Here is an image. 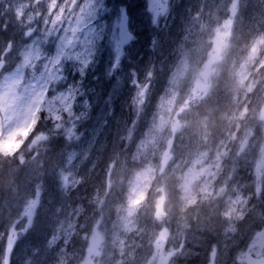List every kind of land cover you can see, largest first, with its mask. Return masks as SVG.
Instances as JSON below:
<instances>
[{"label": "rangeland", "instance_id": "374dc122", "mask_svg": "<svg viewBox=\"0 0 264 264\" xmlns=\"http://www.w3.org/2000/svg\"><path fill=\"white\" fill-rule=\"evenodd\" d=\"M48 5L49 0H0V19L11 21L22 37L14 70L0 77L2 152L15 133L30 127L29 115L41 98L46 100L43 115L53 121L54 130L64 134L72 127L40 43L49 32L63 35L69 15L66 12L64 20L53 25ZM166 7L169 12L160 27L136 23L143 35L149 30L146 36L177 27L180 38V57L142 134L134 144L130 122L123 116L129 109L123 113V106L120 112L113 107L110 115L94 109L76 124L72 135L66 132L74 137L71 147L61 153L53 181L41 186L32 178L39 172L45 137L31 139L20 153L28 152L21 165L31 160L26 172L19 184L7 189L0 206L3 261L10 252L11 264H130L137 249L144 251L141 236L148 234L153 247L139 264H173L177 254L189 251L188 244L196 249L202 242H214L202 264H244L245 254L264 253V211L243 219L257 203L264 210V0H170ZM132 63L139 79L135 93L129 89V108L148 67L141 61ZM122 86L120 77L116 96ZM46 89L49 94L43 96ZM208 100L215 101L213 108ZM200 106L215 127V138L198 113ZM112 141V148L126 141L121 157L115 149L114 154L104 153ZM131 144L134 150L129 155ZM234 155L229 171L227 158ZM110 162L119 163L121 178L111 183L103 178L113 170ZM19 169L8 171L11 180ZM236 173L247 179H238ZM148 189L154 195L140 197ZM213 197L219 211L209 218L210 241L202 237L198 219L188 223L185 212L196 202L209 205ZM14 208L18 213H11ZM96 213L102 225L94 221ZM41 215L44 228L51 232L41 253L33 257L18 243L32 216Z\"/></svg>", "mask_w": 264, "mask_h": 264}, {"label": "snow or ice", "instance_id": "6c2138e0", "mask_svg": "<svg viewBox=\"0 0 264 264\" xmlns=\"http://www.w3.org/2000/svg\"><path fill=\"white\" fill-rule=\"evenodd\" d=\"M169 2L135 0L130 4L129 0H49L48 15L52 17L53 25L62 22L66 12L69 15L63 35L54 36L49 32L40 41L58 81V99L63 114L72 125L65 129L69 135L94 109L111 114L117 100L116 86L120 75L124 76L128 87L136 88L137 71L132 58L137 37L141 34L136 23L160 27L161 19L168 15L166 5ZM4 30L7 31L6 25ZM152 43L155 45L154 40ZM47 67L46 64L45 69ZM0 264H11L10 258Z\"/></svg>", "mask_w": 264, "mask_h": 264}, {"label": "trees", "instance_id": "16d2710c", "mask_svg": "<svg viewBox=\"0 0 264 264\" xmlns=\"http://www.w3.org/2000/svg\"><path fill=\"white\" fill-rule=\"evenodd\" d=\"M133 1L134 0H129V3L131 4V2ZM4 25L7 26V31L4 30V26L2 27V22L0 21V73H2V71L6 72L7 70L11 68L13 69L15 67V48L12 47L8 52H5L2 47L3 45L8 46L10 41L12 40L17 41L19 35L17 27L8 22L4 23ZM138 30L141 32V29ZM148 33H150L149 30L144 31V35L141 32V34L137 37L138 39H140V41L138 40L137 50L136 52H133L132 58L133 62L141 61V63H144V65L147 64L148 66L145 70L144 78L142 80L143 87L140 90L138 86L136 91H140L137 93L136 98H134L132 107H127L126 100L129 95H131L129 89H131L134 93L135 89L128 87L126 79L123 75H120L119 78L121 77L123 86L119 95L117 96L116 102L113 104V107L117 108L119 112L122 106L123 113L129 109L127 113L123 114V116L124 119H127L130 122L129 126L131 127H129V133H131L132 139H135L137 135L142 134V130L145 128L147 120L152 113L153 106L156 103L159 95L163 91L167 75L171 72L172 67L177 62L179 52L180 38L179 36H177L176 32L172 33L167 30L166 32H162L157 36H146L148 35ZM153 40L155 41V45H153L152 43ZM147 57L149 58V62L145 59ZM136 79H139L138 76L136 77ZM115 83L116 82L113 81L114 85ZM99 90L100 89H98V91ZM140 92H142V94H140ZM139 94L140 97H138ZM39 102L41 103L39 110H37L36 116L34 117L31 126L27 129V131H24L21 134H17V132L11 144H7L8 147H6V150L4 152H2V149L0 148V205L2 203L4 195L7 193V189L10 186L19 184L26 172H24V170L26 169V165L30 163L31 160L27 158V160L25 161V165H21V159L28 152H25L21 155L20 153L26 149V145L29 141H31V139L40 134H43L45 137V141L43 142L45 147L43 148L42 152L39 153V172L37 173L36 177L32 178L38 186H41L45 182L53 181L55 172L58 169L57 166L59 165V163H61L60 159L63 157L67 149L71 147V142L74 137L67 136L66 132H64L63 134L54 130L55 125L52 124L53 121L47 120L43 115V107L45 106L46 100L41 98ZM212 102L213 104L211 105ZM214 102L215 101L208 100L209 106L213 108ZM198 113L201 117L204 118L206 127L213 130L212 133L214 134L212 138H215V127L213 126L209 115L205 113L204 109L201 106L199 107ZM125 142L126 141H124L123 144L117 146L119 149L112 148L115 145V141L109 142V144L105 147L104 153L108 154L109 152H111L112 154H114L117 152L119 154V157H121V154L124 151L123 145L125 144ZM0 146H2V144H0ZM110 146L112 148L111 151L109 150ZM114 149L115 152L113 153ZM132 149L133 146H131V148L126 151V153H129L130 155ZM62 152L63 155L61 156ZM255 156V152H251L250 158H254ZM235 157L236 156L234 155L227 158L229 168L233 167L232 160ZM239 159H242V157L240 156ZM11 162L13 165L7 166ZM110 163L113 166V170L106 173L103 177L106 180L109 179V183L121 179L117 178L118 162ZM129 163L130 162L128 156L127 164ZM15 167H20V169L16 171L17 174L11 180L8 171H11V169ZM227 172L228 170L225 171V174ZM221 173L223 174L222 170ZM168 190L171 191V189ZM143 195H145V193ZM147 195H154L153 189H149L147 191ZM213 211H218L214 199H212L209 205H202L200 202H196L185 212V215L189 216L187 217L188 223L194 222L196 219H198L197 224L200 223L201 228L197 224L196 225L203 231L202 236H205L207 240H209V234L211 230V227H209V218L211 217V213L213 214ZM214 219L215 217H213V220ZM95 220L96 224L99 223L98 213L95 214L94 221ZM147 222H151V220H148ZM39 223V218H35L32 223L26 228L23 234V236L27 234L26 239L28 240V242H20L25 246L24 248H26V252H28L29 255L33 257L40 254V251L42 249L40 240L43 233L40 229ZM99 224L102 225L103 222L101 221ZM141 237V244L145 247L144 251L140 252L137 249L136 253L131 259L133 260V262L130 264H139L143 257V254L150 253L148 250L151 249V246L153 247V242H148V238L149 240H152L150 234H148L147 236L142 235ZM213 244L214 242H202V244L198 245L196 249L191 248L189 246L190 244H188L189 251L184 255L177 254V256L173 260V264H202V257L213 248ZM0 262H2V259H0Z\"/></svg>", "mask_w": 264, "mask_h": 264}, {"label": "bare ground", "instance_id": "6f19581e", "mask_svg": "<svg viewBox=\"0 0 264 264\" xmlns=\"http://www.w3.org/2000/svg\"><path fill=\"white\" fill-rule=\"evenodd\" d=\"M170 32L171 31H174V33L176 32L177 33V27H175L174 29H170L169 30ZM139 41H140V39H138ZM171 73V72H170ZM170 73L167 75V78H168V76L170 75ZM217 116V115H216ZM215 126H218V125H216V123L214 124ZM140 135H137L136 136V138L132 141V142H134V144H135V142L137 141V139H138V137H139ZM106 140L107 141H109L110 139H109V137H106ZM134 144L132 145L131 144V146H133V148H134ZM57 172V171H56ZM56 172H55V175H56ZM55 175H54V178H55ZM37 176V174H35V177ZM243 179H247V175H245V176H243ZM44 186H42V188H43ZM6 197V194L4 195V198ZM4 198H3V200H4ZM3 200H2V203H3ZM2 203H1V205H2ZM20 211H22V209L20 208L19 209V212ZM11 213H13V214H15V213H18V208H14V210H11ZM3 220H6V219H3ZM39 225H40V229L42 230V238H41V240H40V244H42V242H46L45 241V239H46V236H48L49 234H50V232H51V230H46L45 228H44V226H45V220H44V218H42V215L41 216H39ZM1 223H5L4 221H1ZM7 232V231H6ZM23 234V233H22ZM26 236H27V234L25 235V236H22V238H21V240H20V242H28V240L26 239Z\"/></svg>", "mask_w": 264, "mask_h": 264}, {"label": "water", "instance_id": "95a60500", "mask_svg": "<svg viewBox=\"0 0 264 264\" xmlns=\"http://www.w3.org/2000/svg\"><path fill=\"white\" fill-rule=\"evenodd\" d=\"M245 264H264V255L260 257H254L251 254H247L244 258Z\"/></svg>", "mask_w": 264, "mask_h": 264}]
</instances>
